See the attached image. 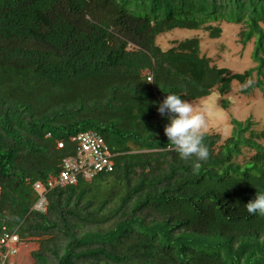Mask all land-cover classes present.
<instances>
[{"label": "trees", "instance_id": "trees-1", "mask_svg": "<svg viewBox=\"0 0 264 264\" xmlns=\"http://www.w3.org/2000/svg\"><path fill=\"white\" fill-rule=\"evenodd\" d=\"M222 21L244 25L243 44L254 38L255 67L213 64L197 37L156 45L176 28L217 38ZM262 24L264 0H0V235L37 240L32 264H264V216L245 206L264 193L251 117L232 118L225 140L203 132L210 156L194 171L157 110L167 94L225 96L233 81L264 97ZM85 131L105 139L114 170L32 210L34 183L61 170Z\"/></svg>", "mask_w": 264, "mask_h": 264}, {"label": "rangeland", "instance_id": "rangeland-1", "mask_svg": "<svg viewBox=\"0 0 264 264\" xmlns=\"http://www.w3.org/2000/svg\"><path fill=\"white\" fill-rule=\"evenodd\" d=\"M214 27L221 29V34L217 38H211L205 29L190 30L176 28L167 33L161 34L156 39V45L162 50L175 45L179 41L187 38L197 37L200 40L201 53L211 58L212 63L219 67H227L231 73H242L243 71L255 67L257 64L252 59L254 49V38L245 44L242 43L241 31L243 24H234L222 21L213 23ZM264 27V24H262ZM254 73L252 81H256ZM247 84L241 85L237 81L232 82L231 91L223 96L217 88L198 100H188L197 111L210 109L213 113L208 117L207 125L203 132L218 133L222 140H225L232 133L231 119L235 118L244 121L251 117L253 121V131L258 134V142L264 146V97L260 88L253 89L249 94L242 93V89ZM224 99L226 107H223L221 100ZM253 151L244 148L242 155L236 161L244 163ZM20 244L19 251L13 256L2 260V264H32V251L38 248L37 240H27Z\"/></svg>", "mask_w": 264, "mask_h": 264}, {"label": "built area", "instance_id": "built-area-1", "mask_svg": "<svg viewBox=\"0 0 264 264\" xmlns=\"http://www.w3.org/2000/svg\"><path fill=\"white\" fill-rule=\"evenodd\" d=\"M149 81L152 76L149 73ZM74 143V153L62 161L61 170L50 175L44 182H36L33 185L36 193V201L32 210L44 213L48 205V193L57 188H65L77 184L79 179L91 180L99 173L112 172L115 168L114 153L105 139L94 131L80 132L71 137ZM63 147V142L58 143ZM24 243L17 234L3 231L0 235V257L4 261L9 256L18 253L20 244Z\"/></svg>", "mask_w": 264, "mask_h": 264}, {"label": "clouds", "instance_id": "clouds-1", "mask_svg": "<svg viewBox=\"0 0 264 264\" xmlns=\"http://www.w3.org/2000/svg\"><path fill=\"white\" fill-rule=\"evenodd\" d=\"M157 110L162 116L169 114L166 116L168 123L164 133L169 140L170 150L182 160H193V169L198 171L201 162L207 161L210 156L204 143L203 129L208 117L213 115L212 111H197L190 102L176 93L167 94ZM245 206L249 214L264 216V193H256L255 198Z\"/></svg>", "mask_w": 264, "mask_h": 264}]
</instances>
